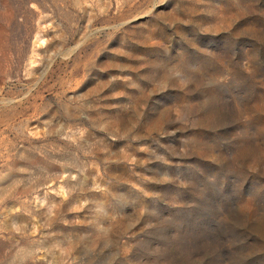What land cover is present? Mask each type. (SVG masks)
I'll list each match as a JSON object with an SVG mask.
<instances>
[{
  "label": "rangeland",
  "instance_id": "374dc122",
  "mask_svg": "<svg viewBox=\"0 0 264 264\" xmlns=\"http://www.w3.org/2000/svg\"><path fill=\"white\" fill-rule=\"evenodd\" d=\"M0 264H264V0H0Z\"/></svg>",
  "mask_w": 264,
  "mask_h": 264
}]
</instances>
